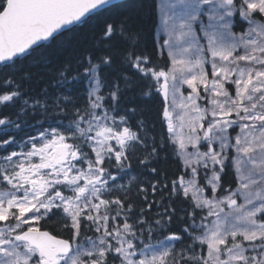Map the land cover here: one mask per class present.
<instances>
[{"label":"snow or ice","instance_id":"obj_1","mask_svg":"<svg viewBox=\"0 0 264 264\" xmlns=\"http://www.w3.org/2000/svg\"><path fill=\"white\" fill-rule=\"evenodd\" d=\"M154 11L0 0V264H264V0H172L149 50Z\"/></svg>","mask_w":264,"mask_h":264},{"label":"trees","instance_id":"obj_2","mask_svg":"<svg viewBox=\"0 0 264 264\" xmlns=\"http://www.w3.org/2000/svg\"><path fill=\"white\" fill-rule=\"evenodd\" d=\"M149 3H154L155 11L144 19L142 27L144 31L143 43H146L148 49L151 50L154 47L155 43L159 40L158 37H156V30L158 25V0H149ZM89 43L90 41L87 39V37H85L82 41V46L87 47ZM53 55V64L48 65V67H53L55 64L61 63L64 60L70 58L74 55V52L71 48H65L61 51L55 52ZM30 71L36 73V76L33 77V86L37 91H39V89L42 88L47 82V76H45V79L38 84L35 83V80L38 78V76L45 74L46 68L44 65H38L31 68ZM129 95L130 97H132L127 101L129 106L136 105L139 107H143L145 109L144 117L149 121L150 124L156 125L155 130L157 133H159L162 123L163 97L159 93H154L151 97L142 96L139 89H137L133 93H130ZM173 155L174 154L170 151L168 161L163 163L161 166L166 168L169 174H172L173 172H176L178 174V160L174 162ZM139 172V168L134 166L129 179H131V176H136L137 180H143L145 177L143 175H140ZM226 179L231 181L232 187H235V176L231 169L229 170V176L226 177ZM125 183H127V181H125ZM132 183L135 184L136 181H133ZM206 194L210 195L209 192H207ZM52 230L56 231L55 229Z\"/></svg>","mask_w":264,"mask_h":264},{"label":"rangeland","instance_id":"obj_3","mask_svg":"<svg viewBox=\"0 0 264 264\" xmlns=\"http://www.w3.org/2000/svg\"><path fill=\"white\" fill-rule=\"evenodd\" d=\"M170 2H172V0H158V23H159V19H160V16L162 14V9H163L164 5L166 3H170ZM242 27L243 26H241V25L238 24L235 27L234 30L237 31V32H240V31H242ZM156 36L158 37V39L161 36V32L159 31L158 27H157V30H156ZM209 71H210V69H209ZM235 186H236V184H235ZM208 192L210 194V189L208 190Z\"/></svg>","mask_w":264,"mask_h":264}]
</instances>
